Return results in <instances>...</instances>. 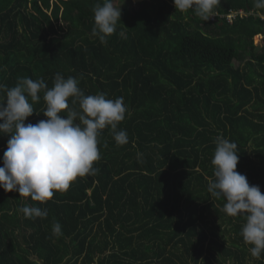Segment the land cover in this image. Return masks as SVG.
<instances>
[{"label":"trees","instance_id":"obj_1","mask_svg":"<svg viewBox=\"0 0 264 264\" xmlns=\"http://www.w3.org/2000/svg\"><path fill=\"white\" fill-rule=\"evenodd\" d=\"M139 1L122 6L101 43L92 29L102 0H0V84L77 77L85 95L123 97L118 130L128 136L119 145L101 130L98 173L44 203L0 188V264H264L241 235L244 216L208 192L223 136L238 145L236 171L264 194V8L220 0L204 22L173 0L154 13ZM238 10L247 16L230 23ZM38 95L26 124L47 119ZM8 139L0 135V166ZM25 205L48 216L26 218Z\"/></svg>","mask_w":264,"mask_h":264},{"label":"clouds","instance_id":"obj_2","mask_svg":"<svg viewBox=\"0 0 264 264\" xmlns=\"http://www.w3.org/2000/svg\"><path fill=\"white\" fill-rule=\"evenodd\" d=\"M220 0H173L176 10L192 9L204 22L214 16ZM257 8H264V0H256ZM92 35L101 43L116 31L121 21V8L113 0H102L93 7ZM123 36V33H121ZM77 77L65 78L56 73L53 86L48 88L43 78H18L14 87L0 84V135L10 134L0 166V188L5 192H18L44 203L54 192L66 191L78 177L96 175L99 169L93 163L101 158L98 145L101 130L110 127L117 144L128 142L127 132L118 130L125 119L127 105L123 97L108 99L105 93L85 95ZM44 92L46 102L43 116L37 123H25L34 112L33 104ZM72 98L73 107L69 106ZM78 105V107H76ZM67 110L66 115L61 113ZM78 121V122H76ZM216 148L211 161L213 177L208 178V192L223 198L226 214L244 216L241 235L251 255L260 258L264 251V194L260 187L249 184L245 175L236 171L239 162L238 145L223 136L214 140ZM107 146V145H105ZM26 218H46L47 209L23 206ZM54 235H62V226L54 222Z\"/></svg>","mask_w":264,"mask_h":264},{"label":"rangeland","instance_id":"obj_3","mask_svg":"<svg viewBox=\"0 0 264 264\" xmlns=\"http://www.w3.org/2000/svg\"><path fill=\"white\" fill-rule=\"evenodd\" d=\"M161 1L162 0H147L148 5L146 6V8H149V10L154 13L158 5H160ZM126 4H128V6H132V8L134 9L141 7V2L139 0H115L114 1V5L117 7L120 6V8H122V6H125ZM254 41L256 45L261 47L263 44V36L255 37Z\"/></svg>","mask_w":264,"mask_h":264},{"label":"built area","instance_id":"obj_4","mask_svg":"<svg viewBox=\"0 0 264 264\" xmlns=\"http://www.w3.org/2000/svg\"><path fill=\"white\" fill-rule=\"evenodd\" d=\"M245 16H247V12L246 11H243V10L231 11L227 15V20L230 23H233L237 18H243ZM258 16H260L264 20V14H258Z\"/></svg>","mask_w":264,"mask_h":264}]
</instances>
